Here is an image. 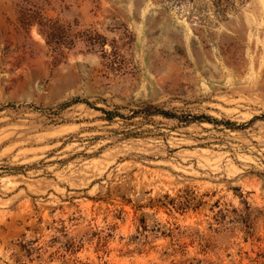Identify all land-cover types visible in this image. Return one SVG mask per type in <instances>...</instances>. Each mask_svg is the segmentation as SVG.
Instances as JSON below:
<instances>
[{"label": "rangeland", "instance_id": "obj_1", "mask_svg": "<svg viewBox=\"0 0 264 264\" xmlns=\"http://www.w3.org/2000/svg\"><path fill=\"white\" fill-rule=\"evenodd\" d=\"M183 245L264 264V0H0V264Z\"/></svg>", "mask_w": 264, "mask_h": 264}, {"label": "trees", "instance_id": "obj_2", "mask_svg": "<svg viewBox=\"0 0 264 264\" xmlns=\"http://www.w3.org/2000/svg\"><path fill=\"white\" fill-rule=\"evenodd\" d=\"M163 115L165 116H168L170 117L171 115H169L168 112L166 111H160ZM141 222H143L141 220ZM169 236V239L170 241H173L174 239H178L179 237L178 236H173L171 233L168 235ZM138 247H136V252L137 253H144L146 254V256L149 254V250L150 248H148L147 250H145V246L149 244V241H146L145 238H142L139 240V243H138ZM171 244H174V243H168L167 247H170ZM184 246H180L181 248L177 247V248H172L170 252L166 253V252H163L162 254H165L166 257L165 258H169L172 256V259L170 260V263L169 264H185V259L184 260H181L182 257H184ZM134 251V250H133ZM177 258V259H176Z\"/></svg>", "mask_w": 264, "mask_h": 264}]
</instances>
